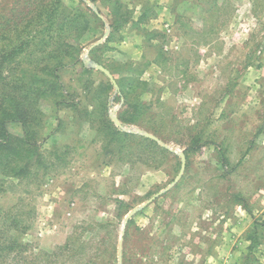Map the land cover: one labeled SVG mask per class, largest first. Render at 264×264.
Wrapping results in <instances>:
<instances>
[{
	"label": "rangeland",
	"instance_id": "obj_1",
	"mask_svg": "<svg viewBox=\"0 0 264 264\" xmlns=\"http://www.w3.org/2000/svg\"><path fill=\"white\" fill-rule=\"evenodd\" d=\"M40 10L85 13L84 67L36 174L0 173L2 264H264V0H0L1 28Z\"/></svg>",
	"mask_w": 264,
	"mask_h": 264
},
{
	"label": "trees",
	"instance_id": "obj_2",
	"mask_svg": "<svg viewBox=\"0 0 264 264\" xmlns=\"http://www.w3.org/2000/svg\"><path fill=\"white\" fill-rule=\"evenodd\" d=\"M41 12L45 14L43 17H39ZM48 13L51 14L49 10H40L23 26L15 21L2 30L3 22L0 23V173L11 179L36 174L42 163L41 102L61 98L65 90L59 75L68 66L83 65L78 56L79 47L70 45L69 40L71 28H78L74 24L84 21L85 13L68 12L55 24ZM118 89L121 90L119 83ZM124 103L129 105V100ZM10 124L20 126L21 133L11 134ZM3 236L0 231V264L5 260V249L13 257H20L19 251H15L18 245Z\"/></svg>",
	"mask_w": 264,
	"mask_h": 264
},
{
	"label": "water",
	"instance_id": "obj_3",
	"mask_svg": "<svg viewBox=\"0 0 264 264\" xmlns=\"http://www.w3.org/2000/svg\"><path fill=\"white\" fill-rule=\"evenodd\" d=\"M99 68H100V70L104 71L107 74V71L104 68H102V67H99ZM107 75L109 76V74H107Z\"/></svg>",
	"mask_w": 264,
	"mask_h": 264
}]
</instances>
